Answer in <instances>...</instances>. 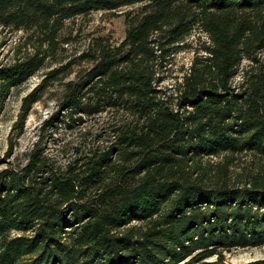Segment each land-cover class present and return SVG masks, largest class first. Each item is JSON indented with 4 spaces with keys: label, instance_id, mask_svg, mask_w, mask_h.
Wrapping results in <instances>:
<instances>
[{
    "label": "trees",
    "instance_id": "16d2710c",
    "mask_svg": "<svg viewBox=\"0 0 264 264\" xmlns=\"http://www.w3.org/2000/svg\"><path fill=\"white\" fill-rule=\"evenodd\" d=\"M133 6L123 40L72 56L74 22ZM196 30L209 40L169 88ZM2 33L0 112L48 72L4 159L0 142V264H233L264 247V0H0ZM55 88L57 111L9 160Z\"/></svg>",
    "mask_w": 264,
    "mask_h": 264
},
{
    "label": "rangeland",
    "instance_id": "374dc122",
    "mask_svg": "<svg viewBox=\"0 0 264 264\" xmlns=\"http://www.w3.org/2000/svg\"><path fill=\"white\" fill-rule=\"evenodd\" d=\"M139 6H133L124 9L118 13L95 12L86 19H78L71 26L75 29L76 40L71 47L72 56L76 57L85 50L90 40L97 36L109 38L112 42L118 43L124 39L127 31L126 12H137ZM207 34L201 30L192 33L188 42L192 43V48H185L180 51L173 60L171 66V75L166 85L169 88L175 86L178 79L191 67L195 57V48L200 47V42H208ZM15 42V39H14ZM14 42L7 33L0 34V64H8L12 60V47ZM244 64H247L245 62ZM48 71H42L33 77L28 83L21 88L13 91L7 100L4 109L0 112V142L2 146L1 158L6 157L9 148V136L16 122L20 119V112L23 99L33 91L42 81ZM57 89L48 93L44 100L35 104L28 117L25 125V132L17 141L14 149V157L10 156L9 160L14 161L16 158L22 159L33 144L39 139L43 122L52 116L58 109ZM228 262L245 263L258 259H264V247L255 249H239L226 254Z\"/></svg>",
    "mask_w": 264,
    "mask_h": 264
}]
</instances>
